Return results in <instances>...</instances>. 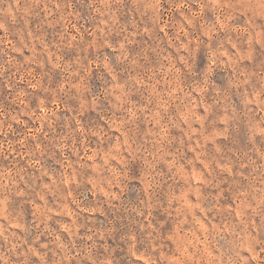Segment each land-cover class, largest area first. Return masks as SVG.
Returning a JSON list of instances; mask_svg holds the SVG:
<instances>
[{
    "label": "clouds",
    "instance_id": "9594fccd",
    "mask_svg": "<svg viewBox=\"0 0 264 264\" xmlns=\"http://www.w3.org/2000/svg\"><path fill=\"white\" fill-rule=\"evenodd\" d=\"M0 264H264V0H0Z\"/></svg>",
    "mask_w": 264,
    "mask_h": 264
}]
</instances>
